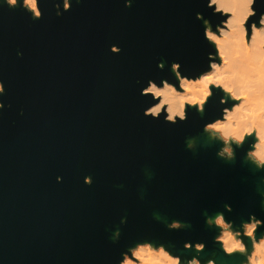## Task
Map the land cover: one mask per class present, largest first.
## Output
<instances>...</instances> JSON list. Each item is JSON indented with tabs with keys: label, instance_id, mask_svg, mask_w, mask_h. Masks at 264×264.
I'll list each match as a JSON object with an SVG mask.
<instances>
[{
	"label": "water",
	"instance_id": "obj_1",
	"mask_svg": "<svg viewBox=\"0 0 264 264\" xmlns=\"http://www.w3.org/2000/svg\"><path fill=\"white\" fill-rule=\"evenodd\" d=\"M54 2L41 0L33 20L0 0V264H117L140 239L166 241L184 256L195 254L184 240H205L203 256L239 264L212 242L204 213L227 201L237 224L250 211L264 216L260 174L243 160L248 144L233 162L217 157L218 142L202 130L220 114L216 95L204 114L186 107L175 124L143 115L154 101L140 95L148 78L175 81L173 60L182 73L206 69L209 44L195 13L213 23L219 14L206 0H73L57 16ZM188 136L197 138L194 150ZM171 218L191 226L169 230Z\"/></svg>",
	"mask_w": 264,
	"mask_h": 264
},
{
	"label": "clouds",
	"instance_id": "obj_2",
	"mask_svg": "<svg viewBox=\"0 0 264 264\" xmlns=\"http://www.w3.org/2000/svg\"><path fill=\"white\" fill-rule=\"evenodd\" d=\"M130 7L133 0H123ZM10 8L17 6L30 14L31 19L42 17L41 0H3ZM73 0H55L56 15L68 11ZM264 0H206V8L212 14H219L216 23L197 11L196 18L202 21L203 37L209 44L207 67L198 73L181 71L179 60L171 61L170 68L175 81L161 77L159 80L148 78L140 87V95L149 96L154 102L143 108V115L162 118L166 122L177 123L187 119V108L204 114L209 97L218 96L219 115L206 119L203 132L208 139L218 142L216 155L225 162L237 158V148H244L243 160L246 161L257 178V193L261 207H264ZM255 5V6H254ZM250 17L252 18L250 20ZM109 50L119 53V44L112 43ZM17 55H22L18 51ZM157 66L164 68L163 60ZM6 82L0 79V96L6 92ZM5 104L0 100V110ZM23 113V109H20ZM247 138V140H246ZM185 147H197L195 136L185 137ZM147 171V170H146ZM150 176L151 173H148ZM61 175L56 176L59 182ZM84 183L91 185L93 177L85 175ZM233 210L232 203L225 201L223 208L209 214L204 213V224L212 229V242L224 257L240 256L239 264H264V216L250 211L239 224L226 216ZM154 218L161 219L159 213ZM127 222L121 216L120 223ZM169 230L190 227V222L171 218L164 220ZM120 237V229L112 234L115 242ZM249 241L251 248L249 249ZM207 247L205 240H184L182 248L195 250V254L184 256L174 251L168 242L156 239H140L129 244L120 253L117 264H222L215 255L203 256Z\"/></svg>",
	"mask_w": 264,
	"mask_h": 264
}]
</instances>
